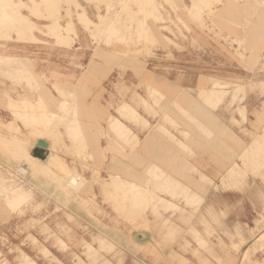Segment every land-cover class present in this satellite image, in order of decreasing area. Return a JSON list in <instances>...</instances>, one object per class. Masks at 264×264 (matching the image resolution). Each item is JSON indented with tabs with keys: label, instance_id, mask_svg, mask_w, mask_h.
<instances>
[{
	"label": "rangeland",
	"instance_id": "374dc122",
	"mask_svg": "<svg viewBox=\"0 0 264 264\" xmlns=\"http://www.w3.org/2000/svg\"><path fill=\"white\" fill-rule=\"evenodd\" d=\"M4 1L5 0H3V4L0 2V39L7 42L0 44V101L6 102L8 112L11 115V123L6 126V134L0 132V143L2 146H5V148L12 145L14 151H11L13 154H11L10 160H12L13 164L10 167L0 162V187H2L0 188L2 192L0 193V237L1 240H3V244L10 243L9 245H13V242L5 237L3 232L14 231L18 235L26 233L29 240L34 244V248L40 247V252L46 257L49 256L50 264H67L62 258L58 257L57 254H53L46 249L40 240L32 236V233L36 231L41 234H49V238L53 240V244L63 251L71 248L69 243H65L63 240L64 231H66L67 234L70 232L73 236L80 227V223L73 219L67 222H64L61 218L47 221L45 220V216L41 215L42 210L46 208L44 200L34 205L32 203L34 200L36 202V199L34 196L35 193H33L30 187V174H22L23 172L20 164L28 163L24 158H27V155L35 157L30 152H32V148L36 146L37 139L46 137L52 142V151L54 153H63L64 138H68L70 139V143L73 144L74 149L67 148V152L74 153L77 157L82 154V158L88 155V145L85 146L88 141L80 140V136H117L122 141L121 144L123 146L120 148L125 150V145L127 144L126 138L127 136H133V134L129 130H125V134L122 131L109 132L108 125L110 120L114 117L112 115L113 110H82L78 107L79 101L87 99L105 100L109 102L110 106H114V104L122 105L124 102L130 100L127 95L128 91L132 90V88L128 85L134 86L133 90L135 95L143 100L136 91L142 89L144 85L149 92V87L146 85V82L140 81L141 78H138L140 76L136 77V79H139L138 82H131L129 72L131 71L139 75L145 69L158 68L150 59L157 58L160 51L166 52L168 57V69L174 67L171 63H174L175 52L183 55L184 59L182 61V66L184 69L190 70L193 65L196 67L197 64H203L202 67L206 68L208 66V61L197 63V61H193L191 58L192 49L195 51L202 49L201 46L192 41L191 20L206 22L219 19L220 15L215 12V7L222 3L230 2L235 5L247 3L245 5L248 7L255 4H258L257 6H264V0H59L57 4L53 5L48 10L41 8V11H38L39 13L37 12V15H32L27 8H19L24 14L30 15V18L37 24L39 29H36L34 32L39 40L26 39L25 35L10 30L9 27H17V25L13 23L14 19L10 18L4 6L2 7ZM25 1L30 3L29 0ZM37 1L40 2L41 0ZM122 1L123 4L125 1L129 3L125 2V5H122ZM80 13H86L93 22H98V24L92 23L89 26L81 24L79 22ZM40 15H43L44 18ZM46 16L49 17L46 18ZM52 18L54 20H52ZM71 20L76 26L80 24L91 36V48L83 45L75 46L76 42L81 40V34L78 28H76V32L69 37L66 44L59 42L56 36L51 35L52 33L49 27L52 26L53 28L54 22L61 23L62 26H67L68 22ZM208 31L216 34V36H223V38H226L230 47V60L218 62L217 66L230 68L232 70H237L241 67L246 70L248 74L247 83L240 87L237 78L236 80L231 78L232 80L227 81H200V84L205 86L208 83H212L213 87L220 89V91L214 92L212 91L214 89L212 87L210 90L201 89V91L198 90L194 92V89L189 88L183 92V99L188 102L194 100L195 102L202 101L209 104L205 99L206 96L210 94L222 95L223 100L221 101H225V107L231 112L232 124L239 126L243 123L245 125L243 126V132L246 134L248 147L256 133L261 131L258 130L260 129V125H255V118L257 114H261L259 112L260 110L264 113V109H256V106H262V108H264V78L261 77L262 75L264 76V29L239 30L232 28L230 30H216L212 28ZM223 32L226 34L222 35ZM239 32H242V34L239 35ZM244 32L246 35H243ZM260 32H263V35L258 38L257 34ZM14 40L21 41L23 43L22 47L16 50L14 45L8 44V42ZM79 47L83 52L86 51L85 48H90L92 51L91 57L86 59L84 54H76ZM14 54L29 56L30 59L28 60V64H13L7 62V57H17ZM118 57L121 59H116ZM171 58L172 60H170ZM92 63L95 64V66L92 65ZM210 63L213 64V62ZM63 72H66L68 75H62ZM86 75L93 80L97 78L100 80L98 84H94V86H98V89H96L98 90L97 92L91 91L92 89L88 86H81L88 85L84 82V77ZM56 80L60 82L58 86L54 83ZM79 83L81 84L80 86ZM187 83L191 85L189 78ZM190 97H192L191 100H189ZM150 99L154 101L158 100L157 102L168 100L165 96L150 97ZM240 103L243 104L240 105ZM100 111H106V113L101 114L99 113ZM120 111L123 113L122 116L124 115L123 117L127 119L128 115L125 113L127 109L125 110L123 107ZM183 111L188 114L186 110ZM95 112H98L99 116L97 115L96 117V115H94ZM184 113L183 115L185 118L189 119V114L186 117ZM234 114H238L241 119H235ZM262 118L264 120V114ZM259 121L261 122L262 119L259 118ZM52 130H55V133H53ZM119 133L122 134L119 135ZM49 148L51 149L50 146ZM80 148L82 151H80ZM256 154L257 151L250 154L246 153L242 158V178L247 182H249L250 179L254 181L255 179L259 180L258 191L262 197L263 210L261 214L262 219L256 222V232H262V234L258 236L252 247H249L246 253V263L244 264H264V236L261 237L264 234V146L260 147L258 149V154ZM254 163L256 165H254ZM55 169L64 171L66 173V178L72 173L67 171L68 169L57 154L52 161V167L45 175L52 174L51 177H54L52 181L56 182L57 185L60 184L62 189L68 190V188L63 185L66 178L54 172ZM231 170L227 174L228 176L226 175L228 178L225 177L226 180L232 182L239 181L241 173L237 162ZM237 171L238 174H236ZM20 172L22 173L20 174ZM78 175L83 182H86L81 185L82 192L88 194L94 193L93 188L95 186L100 187L103 192L104 201L111 202L121 218L135 224L136 230L141 228L148 229V227L144 225V220H141L144 213L143 200H141L144 197L143 192L133 185L128 189L125 172H96ZM38 177L37 179H39L41 175L39 178ZM122 177L126 181L123 182ZM111 178L114 180L113 182ZM109 181L112 183L109 184ZM107 185L109 189L105 188ZM4 186H6L5 189H3ZM11 186L18 189L24 186L25 189L27 188V192L28 189L32 192L28 194L25 191L28 197L25 196L27 200L23 201L19 196L22 197L25 193H13L12 188H10ZM61 188L58 187L56 189L60 197L63 194ZM79 192L80 190L75 191L70 189L68 198L78 202ZM149 199L150 198H148L147 201L148 203L150 201ZM128 201L133 204L130 217L127 212ZM152 201H154L153 198ZM61 208V206L56 204L54 206V211L58 213ZM164 208L167 207L165 206ZM37 212H39V215L35 216ZM210 218L222 227V223L216 212H214ZM201 223L204 224L206 230L212 229L209 221L204 220ZM170 230H172V227L169 222L166 221L161 231L167 232ZM194 231L195 228L192 226L190 232ZM97 240L104 246L103 244L105 243L103 242L105 241L102 238H98ZM200 244L205 249H208L204 241H201ZM88 246L89 251L86 253L71 252L72 261L70 264H112L99 252H91L92 245ZM25 254L30 255L40 264L35 256L18 245L9 246L8 252L0 250V264H24ZM88 254L90 256H88ZM85 255L91 260L89 263L83 260ZM155 255L158 254L155 253ZM193 255L198 258L200 264H212L205 256L199 253H194ZM210 255L214 257L219 264H223L220 255L212 252ZM169 256L168 261L163 259V264H190L174 252ZM95 257L97 259H94Z\"/></svg>",
	"mask_w": 264,
	"mask_h": 264
},
{
	"label": "crops",
	"instance_id": "0c3cea01",
	"mask_svg": "<svg viewBox=\"0 0 264 264\" xmlns=\"http://www.w3.org/2000/svg\"><path fill=\"white\" fill-rule=\"evenodd\" d=\"M215 8V12L220 15L219 19L206 22L192 19L190 22V27L192 28V41L202 47V49L198 51L192 49L191 58L193 61H197V63L208 61V66L206 68L202 67L203 64H197L196 67L193 65L190 70L184 69L182 66V61L184 59L183 55L175 52L174 63H171L174 67L168 69V57L166 52L160 51L157 58H149L158 68L145 69L139 75L131 71L129 72L131 82H138L139 79H136L138 76H140L138 78H141L140 81L146 82L147 86L148 82H153L168 100L157 102L150 99L148 90H146V86L144 85L142 89L136 91L139 96L143 98L142 100L135 95L133 90L134 86L128 85L132 90L128 91L127 96L130 100L127 102L137 111V115L126 111L125 113L128 115L127 119L122 116L120 109H122L123 106L121 105L114 104V106H110L109 102L105 100L87 99L79 101L78 107L82 110H113L112 115L114 117H118L125 121L132 129L131 132L133 134V136H127L125 150L120 148L123 145L121 144L122 141L117 136H80V140L88 141V143L85 144V146L88 145V155L85 158H82V154L77 157L74 153L67 152V148L74 149L73 144L70 143V139L68 138H64L63 153H56L70 173L91 174L96 172L118 173L126 171L128 189L133 185L144 193V202H142L144 203V213L141 220H144V225L147 226L148 229L141 228L136 230L135 224L121 218L115 210V206L111 202L104 201L103 192L98 186L93 188L94 193L89 194L82 192V188L80 187L78 189L80 190L77 199L78 202H76L68 198V192L72 188L68 187V190L62 189L60 184L57 185L56 182L52 181L54 180V177H51L52 174L45 176L44 174H39V177L42 175V177L39 178L38 176H34L31 172L30 187H32L31 189L35 193L34 196L36 199V202L34 200L32 203L34 205L44 200L46 208L42 210L41 215L45 216V220H58L61 218L64 222H67L73 219L80 223L79 229L73 236L70 232L67 234V232L64 231L63 233L64 242H68L71 247L68 250L61 251L58 249L53 244V240L49 238V234H41L38 231L32 233V236L40 240L46 249L53 254H57L65 263H71V252H78L81 254L88 252V245H92V252L93 250L99 252L112 264H163V259L168 261L169 255L172 252L188 261L190 264H200L198 258L193 255L194 253L205 256L212 264H219V262L210 255L211 252L220 255L223 264L246 263V253L249 247L251 248L258 236L262 234V232H256V222L262 219L263 203L262 197L258 191L259 180L255 179L254 181L250 179L249 182H247L242 178V158L246 155L247 150V137L243 132V126L245 125L243 123L239 126L232 124L231 112L225 107V101L213 100V102L209 104L202 101H198L199 103L195 101L185 102L182 94L189 88L194 89V92H196L198 90L201 91V89L210 90L213 87L212 83H208L205 86L200 84V81H227L232 80L231 78L234 80L237 78L240 87L247 83L248 74L246 70L241 67L237 70H232L230 68L217 66L218 62L230 60V47L226 38H223V36H216V34L208 30L212 28L216 30H230L232 28L239 30L264 29V6H257L255 4L248 7L243 3L235 5L227 2ZM253 11L255 12L253 13ZM248 22L249 26H247ZM76 27L80 31L81 40L76 42L75 46L83 45L91 48L92 40L88 32H86L80 24H77ZM223 34L226 33L223 32L222 35ZM241 34L242 32H239V35ZM243 35H246V33L244 32ZM5 42L7 41L0 39V44ZM8 44L14 45L16 50L23 45L21 41L17 40L8 42ZM90 48H85L86 51L83 52L79 47L76 54H84L85 58L89 59L92 55ZM170 60H172V58ZM210 62H213V64ZM62 75L66 76L68 74L63 72ZM261 77L264 78L263 75ZM188 78L191 81V85L187 83ZM80 85L79 83V86ZM81 86H88L92 89L91 91L94 92L98 91L96 90L98 86H94V84ZM212 91L219 92L220 89L214 88ZM241 104L243 103H240V105ZM162 105H164V107ZM189 105H191V107H189ZM202 105L205 107L204 110L207 109L208 111H203L204 107ZM257 108L264 109L262 106H256V109ZM200 109H202V111H200ZM178 110H186L193 119H191L190 116V121H188V118L182 117L183 112H179ZM206 112H210L211 115L209 113V116ZM259 112L261 114H257L255 125H260V129L258 130H262L264 126V120L262 118L264 113L261 112V110ZM97 113L98 112L94 113L96 117L97 115L99 116V113L105 114L106 111ZM203 115H208V119H206V117L202 119L201 117H203ZM211 116L213 121L211 120ZM181 118H183L184 121L181 120ZM234 118L238 120L241 119L238 114H234ZM259 118L262 119L261 122ZM10 119L11 115L8 112L6 102L0 101V132L3 134H6L5 129L6 126L11 123ZM192 120L201 124V127L197 126V123H195V128V124ZM171 122L173 124H171ZM189 123L193 124V128H191L192 124ZM202 126L205 128L203 129ZM202 130H205V132L202 133ZM220 130L224 133L223 135ZM208 131H210L211 135H208L210 134ZM226 132L228 135L232 132V137L231 135L228 136ZM260 132L261 131L256 133V135ZM189 135L191 137H189ZM207 136H209V138ZM203 137H205L206 142L210 141V139L213 140L214 137V142L211 140L212 142L205 143ZM233 138L235 140L237 139L238 142L236 141L235 143ZM193 139H195V141H193ZM46 141L52 144L49 139ZM175 142H177V144ZM215 142L221 143L216 145ZM209 143L211 144L209 145ZM241 144L245 146L243 149L239 148ZM183 145H185V149L182 148ZM243 145H241V147ZM224 146H226V148ZM164 147L166 148L164 149ZM34 149L35 147L32 148L31 154H33ZM154 149L157 151H154ZM161 150H163V153ZM226 150L228 151L227 153ZM80 151H82L81 148ZM168 151H171L172 154H169ZM157 152H159V154ZM52 153H54L52 148H49L46 157L40 160L45 163ZM133 155L136 158L133 157ZM225 155H229L228 157L231 158L229 159ZM1 158L2 154L0 153L1 164L6 165L4 161L2 162ZM172 158L175 159L172 160ZM177 159L179 161H177ZM236 162L239 165L241 177L239 181H227L223 177H226L227 171L231 170V167ZM225 165L227 168L224 167ZM175 167L177 168L175 169ZM54 172L58 175L66 176V173L62 170L55 169ZM131 175L139 177L138 179H134ZM37 177L39 179H37ZM108 183L111 184V181ZM160 183L161 185H159ZM63 185H66V183ZM162 185L165 186L166 189ZM58 187L63 190L61 197L59 196V192L56 191ZM204 187L207 189L205 190ZM105 188L109 189L108 185L105 186ZM167 190L170 192H167ZM148 196L150 198L149 203L147 202ZM152 198L154 201H152ZM56 204L62 207L58 213L54 211V206ZM165 206L167 208H164ZM132 208L133 204L128 201L127 212L129 217L130 214H132ZM214 212L219 216L222 227L210 218ZM38 215L39 212L35 214V216ZM204 220L210 222L212 229H205L204 224L201 223ZM166 221L169 222L172 230L162 232L161 229ZM192 226L195 228L194 232H190ZM3 233L5 237L13 242V245H9L10 243L3 244V240H1L0 237V250L8 252L9 246L18 245L35 256L40 264H50L49 256H44L42 252H40V247L34 248V244L29 240L26 233L21 235H18L14 231H5ZM98 238L107 240H104L107 247L105 244L102 246L100 242H98ZM131 240L133 241L131 242ZM124 241L129 242V244ZM201 241L207 244L208 249L201 246ZM155 253L158 255H155ZM83 260L86 263L91 261L86 255L83 257Z\"/></svg>",
	"mask_w": 264,
	"mask_h": 264
},
{
	"label": "bare ground",
	"instance_id": "6f19581e",
	"mask_svg": "<svg viewBox=\"0 0 264 264\" xmlns=\"http://www.w3.org/2000/svg\"><path fill=\"white\" fill-rule=\"evenodd\" d=\"M30 1V3H27L25 0H5L4 1V5H2V7L4 6V8H5V10H6V12H7V14H9L10 15V18H13L14 19V24H16L17 25V27H9L10 28V30L12 31V30H14V31H17V32H19V33H21L22 35H25L26 36V39H31V40H39V38L37 37V35L35 34V30L36 29H39L38 28V26H37V24L30 18V15H28V14H24L23 12H22V10L21 9H19V8H27L28 10H29V12H31V14L32 15H37V12L38 11H41L40 9L41 8H45L46 10H48L50 7H52L53 5H55V4H57V2L59 1V0H41L40 2L39 1H37V0H29ZM91 1V0H90ZM94 1V0H93ZM149 1V0H148ZM2 4H3V0H1L0 1ZM126 3L128 2V1H125ZM125 2H124V4H123V1H122V5H125ZM254 2V1H253ZM129 3V2H128ZM182 3V2H181ZM256 3V2H255ZM153 4V3H152ZM245 4H247V3H245ZM249 4V3H248ZM107 5V4H106ZM118 5V4H117ZM146 5V4H145ZM258 5V4H257ZM147 6V5H146ZM108 7V6H107ZM244 7V6H243ZM113 8V7H112ZM142 8V7H141ZM154 9V8H153ZM66 10V9H65ZM68 10V9H67ZM107 10H108V8H107ZM122 10V9H121ZM127 10V9H126ZM231 10V9H230ZM251 10V9H250ZM10 11V12H9ZM54 11H55V9H54ZM53 11V12H54ZM144 11V10H143ZM244 11V10H243ZM119 12V11H118ZM199 12H201V11H199ZM255 11H253V13H254ZM39 13V12H38ZM48 13V12H47ZM144 13V12H143ZM149 13V12H148ZM151 13V12H150ZM77 14V13H76ZM147 14V13H146ZM154 14V13H153ZM161 14V13H160ZM197 14H199V13H197ZM12 15V16H11ZM152 15V14H151ZM225 15H227V14H225ZM41 16V15H40ZM51 16V15H50ZM79 16H80V23L81 24H83V25H85V26H89L90 24H98V22H93L91 19H90V17L86 14V13H80L79 14ZM99 16H103V15H99ZM142 16H143V14H142ZM150 16V15H149ZM252 16H253V14H252ZM41 17H43V15L41 16ZM47 17H49V16H46V18ZM56 17V16H55ZM155 17V16H154ZM44 18V17H43ZM58 18V17H57ZM104 18V17H103ZM145 18V17H144ZM245 19V18H244ZM52 20H54L53 18H52ZM114 20V19H113ZM227 20V19H226ZM248 20V19H247ZM145 21V20H144ZM149 21V20H148ZM225 21V20H224ZM249 21V20H248ZM231 22V21H230ZM119 23V22H118ZM125 23V22H124ZM145 23V22H144ZM67 24V23H66ZM113 24V23H112ZM142 24H143V22H142ZM107 25V24H106ZM111 25V24H110ZM148 25V24H147ZM48 26V25H47ZM49 26H50V24H49ZM114 26V25H113ZM112 26V27H113ZM149 26V25H148ZM247 26H249V22H248V24H247ZM8 27V26H7ZM127 27V26H126ZM50 28V32L52 33L51 35H54V36H56V38H57V40L59 41V42H61V43H64V44H66V42L69 40V37H71V35H73V33L74 32H76V25H75V23L71 20L70 22H68V24H67V26H62L61 25V23H58V22H54V26H53V28H52V26L51 27H49ZM118 28V27H117ZM148 28V27H147ZM149 28H150V26H149ZM105 29V28H104ZM115 29H116V27H115ZM9 30V31H10ZM110 30H113V29H110ZM148 30V29H147ZM8 31V30H7ZM135 31V30H134ZM144 31V30H143ZM148 31H151V30H148ZM110 32V31H109ZM127 32V31H126ZM129 32V31H128ZM139 32V31H138ZM154 32V31H153ZM9 33V32H8ZM150 33V32H149ZM263 32H260L259 34H257V36H258V38H260V36H262L263 34H262ZM11 34V33H10ZM16 34V33H15ZM113 34H114V32H113ZM112 34V35H113ZM142 34V33H141ZM18 35V34H17ZM116 35V34H115ZM146 35H149V34H146ZM94 36V35H93ZM105 36H106V34H105ZM91 37V36H90ZM95 37V36H94ZM139 37V36H138ZM150 37V36H149ZM143 38V37H142ZM141 38V39H142ZM131 39V38H130ZM152 39V38H151ZM159 39V38H158ZM158 39H156V40H158ZM110 40V39H109ZM118 40V39H117ZM125 40V39H124ZM150 40V39H149ZM160 40V39H159ZM234 40V39H233ZM232 40V41H233ZM27 41H29V40H27ZM75 41V40H74ZM111 41V40H110ZM137 41V40H136ZM151 41V40H150ZM29 42H31V41H29ZM58 42V43H59ZM257 44V43H256ZM96 49H97V47H96ZM95 49V50H96ZM104 53V52H103ZM107 54V53H106ZM15 56H17V57H7L6 59H7V62H10V63H13V64H28V60L30 59V57L29 56H27V55H23V54H14ZM113 56V55H112ZM131 57V56H130ZM111 58V57H110ZM116 59H121V58H116ZM115 60V59H114ZM117 60V61H118ZM121 61V60H120ZM92 65H94L95 66V64H93L92 63ZM86 78V79H85ZM92 80V81H91ZM100 80L97 78V79H91L90 77L88 78V76L86 75L85 77H84V82H85V84L87 83V84H98V82H99ZM89 82V83H88ZM55 85L56 86H58L59 85V80H56L55 82ZM261 84V83H260ZM261 85H263V84H261ZM148 87H149V92H148V95H149V97H151V98H155L156 96L157 97H164V94L162 93V92H160V90L155 86V84H153V82H148ZM65 89H66V87H65ZM205 90V89H204ZM191 98L192 97H190V99L189 100H191ZM187 99V98H186ZM194 99V98H193ZM205 99H206V101L207 102H209V103H211V102H213V100H219V101H221V100H223V98H222V95H218V94H210L209 96H206L205 97ZM160 100V99H159ZM156 101H158V100H156ZM194 101V100H193ZM185 102H188V101H186L185 100ZM191 102V101H190ZM198 102V101H197ZM62 103V102H61ZM199 103V102H198ZM201 105V104H200ZM121 106H123L124 107V109L126 110L127 109V111H129V112H131V113H133L134 115H137V111L133 108V106L129 103V102H124ZM160 106V105H159ZM163 107H164V105H162ZM203 106V105H202ZM180 107V106H179ZM189 107H191V105H189ZM196 107V106H195ZM204 107V106H203ZM173 108V107H172ZM194 108V107H193ZM199 108V107H198ZM174 109V108H173ZM182 109V108H181ZM205 109V107L203 108V111H208L207 109L206 110H204ZM193 110V109H192ZM197 110H199V109H197ZM155 111V110H154ZM179 111V110H178ZM177 111V112H178ZM182 111V110H181ZM181 111H179V112H181ZM196 111V110H195ZM200 111H202V109H200ZM183 113L185 112V111H182ZM194 112V111H193ZM197 112V111H196ZM122 113V112H121ZM183 113H182V117L184 116L183 115ZM206 113H208V112H206ZM210 113V112H209ZM209 113H208V115H209ZM56 114V113H55ZM123 114V113H122ZM185 115H186V117L188 116V114L185 112L184 113ZM195 114V113H194ZM198 114H200V113H198ZM132 115V114H131ZM207 115V116H208ZM210 115H211V113H210ZM209 115V116H210ZM213 115V114H212ZM124 116V115H123ZM180 116V115H179ZM191 116V115H190ZM190 116H189V119H190ZM201 116V115H200ZM207 116H204L203 115V117H201L202 119H204V117H206V119H208V117ZM168 117V116H167ZM169 118V117H168ZM167 118V119H168ZM184 118H185V116H184ZM217 118V117H216ZM170 119V118H169ZM189 119H187L188 121H190ZM191 119H193V117L191 116ZM210 119V118H209ZM214 119V118H213ZM171 120V119H170ZM169 120V121H170ZM181 120H183L184 121V119L183 118H181ZM211 120H212V116H211ZM186 121V120H185ZM193 121V120H192ZM207 121V120H206ZM213 121V120H212ZM217 121V120H216ZM167 122H168V120H167ZM174 122V121H173ZM187 122V121H186ZM194 122V124L195 123H197V121H193ZM218 122V121H217ZM216 122V123H217ZM219 122H221V121H219ZM142 123V122H141ZM188 123V122H187ZM208 123H209V121H208ZM211 123V122H210ZM171 124H173L172 122H171ZM175 124V123H174ZM189 124H192V123H189ZM219 124V123H218ZM201 124H199V123H197V126H199V127H201L200 126ZM215 125V124H214ZM223 125V124H222ZM190 126V125H189ZM178 127V126H177ZM176 127V128H177ZM219 127V126H218ZM221 127V126H220ZM28 128H30V127H28ZM27 128V129H28ZM175 128V129H176ZM191 128H193V124L191 125ZM195 128H196V124H195ZM194 128V129H195ZM202 128H203V126H202ZM201 128V129H202ZM205 128V127H204ZM203 128V129H204ZM215 128H216V125H215ZM47 129V128H46ZM51 129V128H50ZM108 129H109V132H123L124 133V131L125 130H129V131H131V129L127 126V124L124 122V121H122L120 118H118V117H113L111 120H110V122H109V125H108ZM219 129V128H218ZM48 130V129H47ZM50 131V130H49ZM53 131V133H55L54 131L55 130H52ZM198 131V130H197ZM218 131V130H217ZM225 131H226V129H225ZM229 131V130H228ZM48 132V131H47ZM128 132V131H127ZM168 132V131H167ZM182 132V131H181ZM203 132H205V130H202V133ZM209 133H210V131H208ZM208 132H207V134H208ZM220 132H221V130H220ZM157 133V132H156ZM169 133V132H168ZM218 133H219V131H218ZM217 133V134H218ZM222 133V132H221ZM227 133V132H226ZM48 134V133H47ZM117 134V133H116ZM122 133H119V135H121ZM125 134V133H124ZM123 134V135H124ZM159 134V133H158ZM186 134V133H185ZM205 134V133H204ZM224 133H222V135H223ZM232 134V132L230 133V135ZM45 135H46V133H45ZM122 135V136H123ZM188 135V134H187ZM202 135V134H201ZM206 135V134H205ZM208 135H211V133L210 134H208ZM221 135V134H220ZM227 135H228V133H227ZM230 135H228V136H230ZM152 136H154V135H152ZM20 137H26V136H20ZM28 137V136H27ZM171 137V136H170ZM174 137V136H173ZM189 137H191L190 135H189ZM208 138H209V136H207ZM231 137H232V135H231ZM46 137H41V138H38L37 140H39V139H43V140H47V139H45ZM156 138H158V137H156ZM175 138V137H174ZM234 138H235V136H234ZM233 138V140H235ZM152 139V138H151ZM202 139V138H201ZM203 139L205 140V137H203ZM218 139V138H217ZM203 140V141H204ZM212 139H210V141H207V142H212L213 140H214V137H213V140L211 141ZM240 140V139H239ZM160 141V140H159ZM193 141H195V139H193ZM215 141H216V139H215ZM218 141V140H217ZM236 141H237V139L235 140V143H236ZM150 142V141H149ZM153 142H155V141H153ZM179 142V141H178ZM206 142V140H205V143H207ZM214 142V141H213ZM238 142V141H237ZM36 143V142H35ZM114 143V142H113ZM160 143H163V142H160ZM176 144H177V142H175ZM174 143V144H175ZM182 143V142H181ZM196 143V142H195ZM199 143V142H198ZM216 143V145L219 143V142H215ZM221 143V142H220ZM219 143V144H220ZM211 143H209V145H210ZM34 145V144H33ZM182 145V144H181ZM241 145H243V144H241ZM241 145H240V147L239 148H242L243 149V147H245L244 145L241 147ZM49 146L52 148V144L50 143L49 144ZM150 146V145H149ZM153 146V145H152ZM165 146V145H164ZM184 146L185 145H183V147L182 148H184ZM220 146H222V145H220ZM264 146V126H263V128H262V130H261V132L259 133V134H257L255 137H254V139L252 140V142L248 145V147H247V150H246V153L247 154H250V153H254V152H256L257 151V154H258V149L260 148V147H263ZM225 148H226V146H224ZM158 148V147H157ZM166 147H164V149H165ZM148 149H150V148H148ZM147 149V150H148ZM161 149V148H160ZM185 149V148H184ZM169 150H170V148H169ZM172 150V149H171ZM218 150H219V148H218ZM222 150V149H221ZM224 150V149H223ZM228 150H230V149H228ZM11 151H14V148L12 147V145H10V146H8V147H6L5 148V146H2L1 145V143H0V153L2 154V162L4 161V163H6V165H8L9 167L13 164V162H12V160H10V157H11V154H13V153H11ZM154 151H157V150H155L154 149ZM162 151V153H163V150H161ZM191 151V150H190ZM241 151V150H240ZM172 152H173V150H172ZM176 152V151H175ZM228 151L226 150V153H227ZM154 153V152H153ZM158 154H159V152H157ZM168 153L170 154L171 153V151H168ZM167 153V154H168ZM29 154V153H28ZM172 154V153H171ZM179 154V153H178ZM235 154V153H234ZM256 154V155H257ZM56 155V153H52L51 155H50V157L48 158V160L44 163V162H42L40 159H37V158H35V157H33V156H30V155H27V158L26 157H24L25 159H26V161L28 162L27 164H25V163H22V164H20V167L22 168V172H20V174L22 173V174H30L31 175V172H32V174L34 175V176H38V174H44V176H45V174H46V172L52 167V161L54 160V156ZM135 155V154H134ZM133 155V157H135ZM221 155H222V153H221ZM140 156V155H139ZM138 156V157H139ZM160 156H161V154H160ZM225 156H227V155H225ZM225 156H224V158H225ZM229 156V155H228ZM227 156V157H228ZM259 156V155H258ZM261 156V155H260ZM114 157V156H113ZM131 157V156H130ZM166 157V156H165ZM168 157V156H167ZM241 157V156H240ZM21 158H23V157H21ZM23 158V159H24ZM116 158V157H115ZM136 158V157H135ZM140 158V157H139ZM156 158V157H155ZM154 158V159H155ZM229 158V157H228ZM227 158V159H228ZM231 158V157H230ZM229 158V159H230ZM233 158V157H232ZM261 158H262V156H261ZM111 159V158H110ZM113 159V158H112ZM117 159V158H116ZM168 159H170V158H168ZM175 159V158H174ZM173 158H172V160H174ZM183 159V158H182ZM259 159V158H258ZM264 159V158H263ZM138 160V159H137ZM171 160V161H172ZM179 160H180V157H179ZM178 159H177V161H179ZM233 160V159H232ZM257 161H259V160H257ZM263 161V160H262ZM21 162V161H20ZM24 162H25V160H24ZM167 162H170V161H167ZM260 162V161H259ZM15 163V162H14ZM175 163V162H174ZM261 163V162H260ZM17 164H18V162H17ZM17 164H15V165H17ZM150 164H151V162H150ZM149 164V165H150ZM153 164V163H152ZM236 164V163H235ZM19 165V164H18ZM148 165V166H149ZM254 165H256L255 163H254ZM234 166V165H233ZM233 166L231 167V168H233ZM250 166V165H249ZM150 167V166H149ZM154 167H156V166H154ZM174 167V166H173ZM224 167H226L227 168V166L225 165ZM177 167H175V169H176ZM236 168V167H235ZM158 169V168H157ZM18 170V169H17ZM16 170V171H17ZM21 170V169H20ZM153 170V169H152ZM177 170H181V169H177ZM150 171V170H149ZM230 171V170H229ZM229 171H227V174H228V172ZM232 171V170H231ZM19 172V171H18ZM126 172V171H125ZM127 173V172H126ZM179 173V172H178ZM233 173V172H232ZM226 174V175H227ZM234 174V173H233ZM232 174V175H233ZM236 174H238V171H237V173ZM42 175H41V177H42ZM133 175H135V174H133ZM43 176V177H44ZM224 176H225V174H224ZM228 176V175H227ZM230 176H231V174H230ZM234 176V175H233ZM239 176V175H238ZM131 177H134V176H132L131 175ZM139 177V176H138ZM138 177H134V179H138ZM45 178V177H44ZM113 178H114V176H113ZM170 178H171V176H170ZM222 178V177H221ZM223 178H225V177H223ZM227 178V177H226ZM225 178V179H226ZM9 179H11V178H9ZM122 179H123V182L124 181H126L123 177H122ZM162 179H164V178H162ZM166 179V178H165ZM228 179V178H227ZM0 180H1V178H0ZM168 180V179H167ZM171 180H172V178H171ZM111 181L113 182L114 180L111 178ZM140 181V180H139ZM85 182V181H84ZM83 182V180L81 179V177L78 175V174H76V173H71L66 179H65V181H64V183H66V187L68 188V187H70V188H72V189H75L76 191L81 187V185L84 183ZM111 182V183H112ZM128 182V181H127ZM145 182H146V180H145ZM168 182V181H167ZM10 183V182H9ZM11 183H12V181H11ZM48 183V182H47ZM86 183V182H85ZM137 183V182H136ZM158 183V182H157ZM174 183V182H173ZM172 183V184H173ZM230 183V182H229ZM126 184V183H125ZM138 184V183H137ZM153 184H155V183H153ZM178 184V183H177ZM11 185V184H10ZM156 185V184H155ZM158 185V184H157ZM159 185H161V183L159 184ZM168 185V184H167ZM28 186V185H27ZM123 186V185H122ZM163 186V185H162ZM172 186V185H171ZM203 186V185H202ZM5 187L6 186H4V188L3 189H5ZM9 187V186H8ZM8 187H7V190H8ZM161 187V186H160ZM164 188H165V186H163ZM0 188H2V187H0ZM10 188H12V192L13 193H18V194H23V193H25V195H23L24 197L25 196H27L28 194H30V192H32L31 190L29 191V189H28V192L26 191L27 190V188L25 189L24 188V186H22V187H20L19 189L18 188H16V187H10ZM32 188V187H31ZM163 188V189H164ZM170 188V187H169ZM168 188V189H169ZM205 188V187H204ZM161 189V188H160ZM166 189V188H165ZM181 189V188H180ZM179 189V190H180ZM202 189H203V187H202ZM207 188H205V190H206ZM1 190V189H0ZM3 191V190H2ZM28 193H26V192ZM117 191V190H116ZM184 191V190H183ZM204 191V190H203ZM140 192V191H139ZM146 192V191H145ZM167 192H170L169 190H167ZM175 192V191H174ZM177 192H178V190H177ZM0 193H2L1 191H0ZM34 193V192H33ZM127 193V192H126ZM172 193V192H171ZM191 193V192H190ZM27 194V195H26ZM31 195H32V193H31ZM72 195H73V193H72ZM189 195V194H188ZM22 196V195H21ZM22 196V197H23ZM30 196V195H29ZM142 196V195H141ZM140 196V197H141ZM143 196H144V193H143ZM142 196V197H143ZM152 196V195H151ZM173 196V195H172ZM20 197L19 196V198H21V199H23V201L24 200H27V197ZM141 197V198H142ZM145 197V196H144ZM148 198H149V196H148ZM144 199V198H143ZM143 199H141V200H143ZM130 200V199H129ZM148 200V199H147ZM22 201V202H23ZM146 201V200H145ZM46 202V201H45ZM130 202V201H129ZM140 202V201H139ZM142 202V201H141ZM144 202V201H143ZM14 204V203H13ZM20 204V203H19ZM22 204V203H21ZM141 204V203H140ZM144 204V203H143ZM19 206V205H18ZM11 209V208H10ZM1 211V210H0ZM5 211V210H4ZM2 215H4L3 213H1ZM86 214V213H85ZM87 215V214H86ZM112 230V229H111ZM244 232V231H243ZM113 235H115V234H113ZM97 236H98V234H97ZM96 236V237H97ZM264 236V234L261 236V237H263ZM116 237V236H115ZM143 237V236H142ZM146 237V236H145ZM119 239V238H118ZM105 240V239H104ZM134 240V239H133ZM133 240H131V242L133 241ZM144 240V239H143ZM105 241H107V240H105ZM119 241V240H118ZM120 242V241H119ZM124 242H126V241H124ZM130 242V243H131ZM103 243H105V242H103ZM107 243V242H106ZM109 243V242H108ZM126 243H128L129 244V242H126ZM111 244V243H110ZM134 244H135V242H134ZM100 245V244H99ZM104 245V244H103ZM108 245V244H107ZM127 245V244H126ZM105 246H106V244H105ZM109 246V245H108ZM107 247V246H106ZM136 251V250H135ZM92 252V251H91ZM93 252H95L94 250H93ZM88 256H90L89 254H88ZM99 256V255H98ZM97 257V256H96ZM94 258V259H97V258ZM100 257V256H99ZM80 261V260H79ZM96 262V261H95ZM24 264H38L30 255H27V254H25V263Z\"/></svg>",
	"mask_w": 264,
	"mask_h": 264
},
{
	"label": "water",
	"instance_id": "95a60500",
	"mask_svg": "<svg viewBox=\"0 0 264 264\" xmlns=\"http://www.w3.org/2000/svg\"><path fill=\"white\" fill-rule=\"evenodd\" d=\"M48 149L49 143L46 140L39 139L36 143L33 155L39 159H44L46 157Z\"/></svg>",
	"mask_w": 264,
	"mask_h": 264
}]
</instances>
